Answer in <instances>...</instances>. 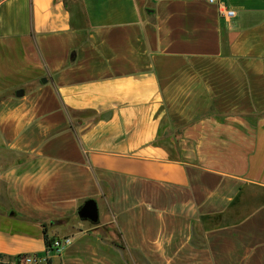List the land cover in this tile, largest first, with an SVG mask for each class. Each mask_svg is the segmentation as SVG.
Returning a JSON list of instances; mask_svg holds the SVG:
<instances>
[{
  "label": "crops",
  "instance_id": "1",
  "mask_svg": "<svg viewBox=\"0 0 264 264\" xmlns=\"http://www.w3.org/2000/svg\"><path fill=\"white\" fill-rule=\"evenodd\" d=\"M23 255L264 264V0H0V256Z\"/></svg>",
  "mask_w": 264,
  "mask_h": 264
},
{
  "label": "built area",
  "instance_id": "2",
  "mask_svg": "<svg viewBox=\"0 0 264 264\" xmlns=\"http://www.w3.org/2000/svg\"><path fill=\"white\" fill-rule=\"evenodd\" d=\"M209 2H216L217 0H208ZM219 14L221 17L232 18L235 15V11L230 8H225L222 5H219ZM70 243L69 237L52 239L49 241V244L46 245V249L50 251H56L59 253L66 245ZM16 264H47V257H39L37 255H23L16 259Z\"/></svg>",
  "mask_w": 264,
  "mask_h": 264
},
{
  "label": "water",
  "instance_id": "3",
  "mask_svg": "<svg viewBox=\"0 0 264 264\" xmlns=\"http://www.w3.org/2000/svg\"><path fill=\"white\" fill-rule=\"evenodd\" d=\"M78 216L82 219H88L92 222L98 221V209L93 199H87L78 209Z\"/></svg>",
  "mask_w": 264,
  "mask_h": 264
},
{
  "label": "rangeland",
  "instance_id": "4",
  "mask_svg": "<svg viewBox=\"0 0 264 264\" xmlns=\"http://www.w3.org/2000/svg\"><path fill=\"white\" fill-rule=\"evenodd\" d=\"M110 231H112L113 233L111 234V233H108V234H110L111 235V238L112 239H115V235H113V234H115V228L114 227H112V228H110L109 229ZM109 230H107V231H109ZM106 232V231H105ZM107 233V232H106ZM117 241V240H116ZM52 253H53V251H52ZM18 257H16L15 259H11V258H6V257H3V256H0V264H16V262H15V260L17 259Z\"/></svg>",
  "mask_w": 264,
  "mask_h": 264
},
{
  "label": "trees",
  "instance_id": "5",
  "mask_svg": "<svg viewBox=\"0 0 264 264\" xmlns=\"http://www.w3.org/2000/svg\"><path fill=\"white\" fill-rule=\"evenodd\" d=\"M49 244V241L46 239V245H48ZM16 261V260H15Z\"/></svg>",
  "mask_w": 264,
  "mask_h": 264
}]
</instances>
